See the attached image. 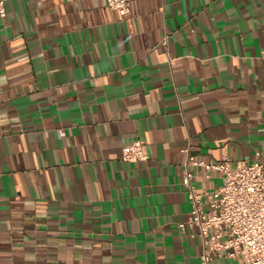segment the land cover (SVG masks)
Returning a JSON list of instances; mask_svg holds the SVG:
<instances>
[{
    "label": "crops",
    "instance_id": "obj_1",
    "mask_svg": "<svg viewBox=\"0 0 264 264\" xmlns=\"http://www.w3.org/2000/svg\"><path fill=\"white\" fill-rule=\"evenodd\" d=\"M0 2V264H201L183 172L264 162V0Z\"/></svg>",
    "mask_w": 264,
    "mask_h": 264
},
{
    "label": "built area",
    "instance_id": "obj_2",
    "mask_svg": "<svg viewBox=\"0 0 264 264\" xmlns=\"http://www.w3.org/2000/svg\"><path fill=\"white\" fill-rule=\"evenodd\" d=\"M105 1L119 14H128L131 0ZM4 13L0 2V14ZM121 158L128 163L146 160L143 142L135 140L123 147ZM231 163L228 155L216 162H192L222 177L223 182L212 192L192 184L193 174L185 164L183 185L191 210L178 227L199 238L201 264H210L216 258L233 259L237 264H264V162L258 158L237 161L234 168Z\"/></svg>",
    "mask_w": 264,
    "mask_h": 264
}]
</instances>
